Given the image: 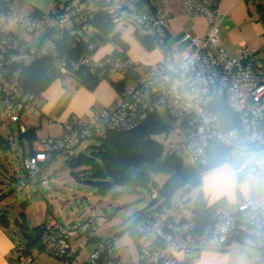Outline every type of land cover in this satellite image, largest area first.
Here are the masks:
<instances>
[{
	"label": "built area",
	"instance_id": "1",
	"mask_svg": "<svg viewBox=\"0 0 264 264\" xmlns=\"http://www.w3.org/2000/svg\"><path fill=\"white\" fill-rule=\"evenodd\" d=\"M101 6L110 12L112 24L134 26L136 34L159 52V60L137 64L112 41L111 54L96 60L94 53L106 41L101 31L89 39L88 54L76 58L62 55L67 42L76 47L93 29L91 21ZM149 6L143 11L118 0H74L57 4L48 12L18 15L11 10L10 0H0V103L11 123L19 124L23 115L38 116L41 111L39 96L25 91L15 80L12 67L26 60L54 62L63 77L84 69L104 78L127 76L130 82L116 108H99L85 118H69L62 138L47 140L24 160L34 190H38V183L46 182L39 178L41 164L55 154L71 155L83 142L104 138L109 131H130L150 115L161 116L160 109L177 121L149 136L160 146L162 157L182 158L185 168L200 167L214 148L232 149L242 155L234 177L242 176L249 184L263 168L264 155L254 151L264 150V60L246 48L238 56L226 52L219 41L215 0H183L184 13L191 18L204 17L207 28L202 36H184L189 49L177 61L167 45L168 18L163 1L149 0ZM16 27L36 36L38 44L20 38ZM42 32L47 33L41 37ZM55 33L59 40L52 39ZM149 188L153 205L139 215L135 225L139 245L136 261L120 259L114 238H98L109 219L105 214L65 227L47 212L38 238L59 264H189L199 259L205 243L222 246L231 237L247 236L256 244L255 240L264 236V202H255L250 195L235 211L215 207L211 222L199 227L190 194L185 192L178 200L164 204L161 187ZM19 264H33V258L22 256ZM252 264H264V255Z\"/></svg>",
	"mask_w": 264,
	"mask_h": 264
},
{
	"label": "crops",
	"instance_id": "2",
	"mask_svg": "<svg viewBox=\"0 0 264 264\" xmlns=\"http://www.w3.org/2000/svg\"><path fill=\"white\" fill-rule=\"evenodd\" d=\"M73 1L74 0H10L11 10L18 15H31L36 11L48 12L55 8L57 4ZM118 1L126 6L138 8L143 11H148L150 9L148 0ZM162 1L164 12L168 18L166 32L167 45L175 60L179 61L189 49V40H183L184 36L186 34L190 36L204 35L207 22L204 17L191 18L187 16L181 7L183 0ZM215 2L220 18L219 41L226 52L230 56H238L241 51L246 48L255 51L258 56L264 60V55H260L259 50L255 49L256 46L251 42L247 33V29H249L255 21H261L260 15L261 10H264V0H215ZM127 26L128 25L125 24H117L114 26L113 33H117L120 39L126 44L128 57L130 58L128 49L131 43L142 55H144V64L158 61L160 58L159 52L155 50L149 40L140 38L135 30L134 34L137 38L123 35V30ZM92 30L97 32L94 27ZM14 31L20 38L28 40L26 37L19 34V27L14 28ZM42 35H44V32H42ZM111 36L112 33L105 34L106 41L110 39L111 42ZM38 42L39 40L36 38L35 43L38 44ZM49 76L51 79L50 83L38 95L41 104L40 114L34 116L32 122L23 118V115L19 123L20 133L28 128H35L36 131V139L31 145L27 140H25V146L22 144L21 159L24 160L29 155L37 152L41 145L47 140L62 138L66 133L65 123L69 118H85L92 110L99 108L114 109L120 100L119 93L106 80H102L95 89L88 90L75 79L63 77L59 72H52L51 75L49 73ZM1 139H3V137ZM1 147H6V144L4 146L1 145ZM78 147L79 146L73 150L71 155L76 153ZM10 151L12 152V150ZM211 152L213 153V150ZM254 154L262 156L264 155V150H256ZM221 158L224 161L218 165L204 172L198 167L199 172L189 177V186L193 191V193L192 191L189 192L191 194L190 196L195 198L197 195H200L205 208L224 206L231 211H235L237 205L249 195L255 202H264V166L258 172L256 179L249 184L242 176H239L238 179L234 177V171L240 166L242 161V155L239 152L227 149ZM50 161L41 165H47ZM163 167L164 172H166L168 176H171V171L165 168L164 162ZM144 170H142V168L139 170H131L135 172L132 176L144 171L143 173L152 180L155 185L158 187L164 186L159 184L156 178L160 172L159 170ZM150 205L151 200L147 197V201L144 205L134 206L132 211L123 212V216L128 217L134 211L139 215L140 212L146 210V208L148 209ZM45 212L47 213L46 209ZM53 216L55 217L54 214ZM10 224L11 221L9 218L8 228L0 223V264H19L20 258L25 256L20 253V250L23 248L22 244L25 242H36L38 231H36L35 228L41 225L39 224L30 228L25 222L23 223L24 227L15 224L20 229V231H18L19 235H17L16 232H11L9 230ZM105 225L100 229L99 233L103 230ZM99 233L98 238L103 239L99 236ZM120 233L122 232L117 234ZM236 237L238 236L231 237L228 242L222 246L215 243H205L199 259L189 264H252L255 258L264 255V253L254 247L251 238L247 236H242L241 238ZM234 243H238L241 247L238 249V254L241 255L240 258H238L236 256L237 253L232 250V245ZM40 244L42 245L41 242ZM138 246L137 239V254ZM92 248V245L89 246L87 252ZM44 253L48 254L44 246L42 245L41 247L39 243H36V246L32 247L29 255L33 258V264H48L43 260L42 256ZM133 261L135 260H133L132 257L126 260V262Z\"/></svg>",
	"mask_w": 264,
	"mask_h": 264
},
{
	"label": "rangeland",
	"instance_id": "3",
	"mask_svg": "<svg viewBox=\"0 0 264 264\" xmlns=\"http://www.w3.org/2000/svg\"><path fill=\"white\" fill-rule=\"evenodd\" d=\"M134 26L128 25L123 30V35L137 36L134 34ZM248 36L252 43L255 44V49L259 50L260 55H264V23L262 21H255L254 24L247 29ZM19 34L26 37L27 41L36 45V36L26 32L19 27ZM96 32L90 30L86 33L85 38L88 39ZM131 34V35H130ZM52 39L59 40V34L52 35ZM33 41V42H32ZM113 44L108 41L104 42L94 53V59L111 54ZM156 50V49H155ZM154 51V50H153ZM157 51V50H156ZM107 52V53H106ZM158 52V51H157ZM255 52V51H253ZM128 54L130 59L137 64H144L145 59L133 44L130 43ZM258 55V54H257ZM31 60L22 62V66H27ZM156 62V61H155ZM153 62V63H155ZM151 64V63H149ZM59 72L58 65L54 62L50 64L49 73ZM130 82H127V86ZM2 104L0 103V136L3 140L9 142V147H1L0 145V193L5 194V197L0 202V214L6 212L7 217L11 221L9 230L16 232L19 235L20 229L14 224L16 219L25 222L30 228L42 224L46 217L45 209L48 206L52 214L65 227L71 224L77 225L85 219L105 214L108 216L105 227L99 233L102 238H114V246L120 254V259L126 261L132 257L133 260L138 259L136 240L138 236L135 231V222L137 213L134 211L130 216H123V212L132 211L134 206H142L147 201L149 192L141 189L135 190L129 186H113L105 193L97 192L96 187L88 182L87 167H70L67 163L72 155L59 153L55 159L50 161L47 165L42 167L39 175L40 179H44L45 184H37V191L31 187L28 177L21 168L22 144L25 146V139L20 138V130L18 123H11L2 112ZM162 121L165 124L174 125L177 121L172 120L164 109H160ZM23 118L32 122L34 116L24 115ZM99 140H87L79 145L75 154L83 151L88 145H98ZM7 144V143H5ZM3 144V146L5 145ZM26 148V147H25ZM12 150V152L10 151ZM160 171L157 175L159 184L164 183L170 178L164 172L163 160H158L153 165H146L142 170ZM145 171V170H144ZM199 172L197 166L187 165L185 175L187 178ZM157 186V185H156ZM154 187V186H153ZM157 188H160L157 186ZM192 191L191 187L189 186ZM185 186L175 190L171 196L170 201H176L185 193ZM113 193H118L117 197H112ZM193 193V191H192ZM191 195V194H190ZM136 206V207H137ZM8 228V224L6 225ZM122 232L120 234H117ZM238 243L232 245V250L240 258ZM86 256V254H84ZM48 264H59L58 261L44 253L42 256Z\"/></svg>",
	"mask_w": 264,
	"mask_h": 264
},
{
	"label": "trees",
	"instance_id": "4",
	"mask_svg": "<svg viewBox=\"0 0 264 264\" xmlns=\"http://www.w3.org/2000/svg\"><path fill=\"white\" fill-rule=\"evenodd\" d=\"M101 7L103 8L99 10L94 19L91 21L94 29L105 34L112 33V42L126 51V44L120 39L117 33H113L115 25L112 24L110 20V12L107 8H104V6ZM260 20L264 23L263 9L261 10ZM46 33L47 32H44V35ZM44 35L41 33V37ZM91 36L88 39L84 37L82 42L79 45H76V47H73L67 42L62 47L61 54L68 58H76L80 55L88 54L89 51L87 50V45ZM142 39L146 40L144 38ZM31 61L32 62L27 66H22L21 63L19 65H14L12 68L16 71L15 80L22 85L23 89L27 92L39 95L51 81L49 76L50 62L47 60ZM71 78L75 79L79 84L88 90L95 89L102 80H106L115 88L119 95H121L127 83V76L120 78H104L99 75V73H93L84 69L75 70L71 75ZM165 126L166 125L162 121L161 116L157 114L150 115L138 127L130 131H109L104 138L97 139L99 140L98 145H88L78 154H72V157L67 160V163L70 167H87L88 176L90 177L88 182L96 187L97 192L102 194L107 192L113 186H129L139 191L141 189L147 190L150 195L149 186L152 185L157 187L155 183L143 173L144 171L132 176L135 172L131 170H139L145 165H153L158 160L162 159L165 168L171 171L170 178L172 176H178L182 181L183 186H185L184 192L187 193L189 191L190 180L184 173L186 168L184 167L183 159L174 156L162 157L160 146L149 137L151 134L164 129ZM35 133V128H28L24 132L20 133V138H24L31 145V143L36 139ZM1 138L2 137L0 136V145L7 143L6 148H8L10 145L9 142ZM226 150L227 149L220 147L214 148L213 152H218L220 154V160L210 166H200L202 172L224 161L221 156L224 155ZM211 153L212 152H210V154ZM57 155L58 154H55L51 160L55 159ZM23 162L24 159H21L20 165L27 176L28 173L23 166ZM166 183L163 187H161V195L164 198V204H171L174 201H170V197H166L163 194V189ZM117 196L118 193L112 194V197L114 198ZM4 197L5 194L0 193V202ZM152 205L153 204L151 203L150 207ZM214 208L215 207L205 208L200 195H197V197L194 198L193 212L199 227H204L211 222V215ZM46 211L50 212V208L48 206L46 207ZM144 211L140 212L139 215ZM139 215H137L135 223H137ZM0 223L5 226L8 224L6 212L0 214ZM14 224L22 225L24 227L23 222L19 219H16ZM39 226L35 228L36 231H38ZM241 237L242 236H238L236 238ZM255 242L256 244H253L254 247L264 253V236L255 240ZM36 243H39V246L42 247L39 238H37L34 243H23V248L20 250L21 255L29 256L32 247L36 246Z\"/></svg>",
	"mask_w": 264,
	"mask_h": 264
},
{
	"label": "water",
	"instance_id": "5",
	"mask_svg": "<svg viewBox=\"0 0 264 264\" xmlns=\"http://www.w3.org/2000/svg\"><path fill=\"white\" fill-rule=\"evenodd\" d=\"M220 160V154L218 152H213L211 153L208 158L206 159V164L207 166L213 165L217 162H219ZM183 186L182 181L180 180V178L178 176H172L168 182L166 183L164 189H163V194L166 197H170L171 194L179 189L180 187Z\"/></svg>",
	"mask_w": 264,
	"mask_h": 264
}]
</instances>
